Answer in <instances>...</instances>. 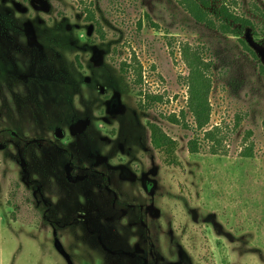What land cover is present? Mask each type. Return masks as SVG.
Instances as JSON below:
<instances>
[{"label":"rangeland","instance_id":"1","mask_svg":"<svg viewBox=\"0 0 264 264\" xmlns=\"http://www.w3.org/2000/svg\"><path fill=\"white\" fill-rule=\"evenodd\" d=\"M224 1L262 25L264 0ZM193 53L211 64L201 130ZM260 63L264 34L244 44L180 0H0V264H264Z\"/></svg>","mask_w":264,"mask_h":264},{"label":"trees","instance_id":"2","mask_svg":"<svg viewBox=\"0 0 264 264\" xmlns=\"http://www.w3.org/2000/svg\"><path fill=\"white\" fill-rule=\"evenodd\" d=\"M184 9L199 23L208 25L211 28H217L223 33L236 36L246 44V40L252 37H259L264 34V11L258 3H253V14L258 17L262 23L259 24L254 18L237 11V9L221 0L218 5L217 0H180ZM261 9V11L259 10ZM216 19L218 21H216ZM261 26V27H260ZM245 37V38H244ZM255 54V53H254ZM255 57H257L255 55ZM190 75V102L189 108L193 114L196 127L201 130L210 119V103L208 93L211 85L208 71L211 64L205 61L198 53H193L189 57ZM260 68L264 72V64L260 63ZM137 83L143 82L142 72H140ZM161 101L158 95L148 94L141 101V108L152 105ZM171 120L179 122L175 117ZM152 143L156 147H163L171 142V138L156 124H150ZM205 137L210 140L213 138L212 133L207 132ZM200 139L195 138L190 141L189 146L192 152H198L200 148Z\"/></svg>","mask_w":264,"mask_h":264}]
</instances>
